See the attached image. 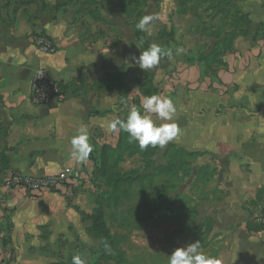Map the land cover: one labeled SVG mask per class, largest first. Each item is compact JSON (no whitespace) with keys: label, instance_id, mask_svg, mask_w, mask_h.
<instances>
[{"label":"rangeland","instance_id":"374dc122","mask_svg":"<svg viewBox=\"0 0 264 264\" xmlns=\"http://www.w3.org/2000/svg\"><path fill=\"white\" fill-rule=\"evenodd\" d=\"M65 1L60 11L73 10L69 31L79 29L87 42L101 38L111 48L125 39L126 26L131 27L134 19L159 17L152 35L142 32L143 39L148 46L168 44L174 67L140 80L121 72L133 91L130 100L119 102L115 110L126 119L133 107L143 111L145 97L171 98L182 134L164 148L149 146L143 151L123 131L121 140L117 134L113 139L107 135L95 144L93 156L76 172L74 183L66 185L86 196L80 224L70 228L68 244L59 238L56 249L39 250L47 256L43 264H72L75 255L86 264H168V255L176 248L196 240L212 257L232 249L233 230L247 220L256 221L264 208V75L260 71L264 63L250 62L242 42L234 43L232 50H222L219 44L228 24L246 14L245 0H139L133 2L140 12L136 18L123 14L125 0ZM177 48L184 52L176 54ZM179 65L197 69L201 77L189 81L178 72ZM142 83L152 89V95L137 99ZM170 144L192 154L187 158L189 174L174 158L172 164L178 168L174 175L153 178L170 163L165 154ZM119 178L130 181L116 187ZM4 180L0 178V186ZM162 190L163 199L175 204L156 210L160 200L154 203V198ZM185 200L194 208L193 216L180 208ZM4 202L0 194L4 209L0 211V264H21L14 258V225ZM201 222L205 225L195 232ZM3 238L10 243L4 246Z\"/></svg>","mask_w":264,"mask_h":264},{"label":"crops","instance_id":"0c3cea01","mask_svg":"<svg viewBox=\"0 0 264 264\" xmlns=\"http://www.w3.org/2000/svg\"><path fill=\"white\" fill-rule=\"evenodd\" d=\"M64 2L0 0L2 179L12 174L36 178L55 174L65 167L73 168L75 176L87 162L76 163L69 156L70 141L80 125L88 127L92 145L101 143L107 135L113 139L117 134H109L100 126L101 121L116 118L115 109L120 102L117 90L108 87L107 72L124 65L130 79L140 80L144 73L159 74L174 67V56L172 60L163 57L157 67L146 72L136 65L133 56L139 57L141 50L135 43L132 27L126 26V37L119 46L108 47L101 38L87 42L79 29L69 31L73 10L60 11ZM245 3L250 24L247 34L237 37L234 43L242 42L250 62L263 64L264 40L253 38L264 24V0ZM39 33L53 42L55 53L45 54L36 49L32 40ZM38 68L45 69L62 84L66 93L64 102L38 106L31 101V77ZM178 68L184 78L198 80L197 69L184 65ZM260 71L264 75V68ZM128 85L132 87L131 82ZM0 194L14 225V258L21 264H43L47 256L39 254V250L54 248L59 238L68 244L70 228L80 224L82 211L86 209L85 194L66 185L37 197L1 185ZM252 221L247 220L233 230L229 239L232 249L215 257L221 264L224 260L227 264H264V225ZM43 228L50 231L45 233Z\"/></svg>","mask_w":264,"mask_h":264},{"label":"clouds","instance_id":"9594fccd","mask_svg":"<svg viewBox=\"0 0 264 264\" xmlns=\"http://www.w3.org/2000/svg\"><path fill=\"white\" fill-rule=\"evenodd\" d=\"M157 19L159 17L156 15H145L139 19L136 28L151 36L153 23ZM183 52V48L176 49V54ZM163 57L172 60L173 51L171 49L164 50L159 45L152 44L146 50L141 51L139 57L133 56V60L146 72L157 67ZM142 109L143 111L133 107L128 112L126 119L118 117L105 119L101 121L100 126L109 134H116L119 131L126 132L129 142H137L142 151L147 150L149 146L164 148L168 143L181 136L182 129L175 120L177 107L171 98H162L158 95L145 97ZM70 143V158L76 163L86 162L93 151L88 127L81 124ZM72 264H86V261L80 255H75L72 257ZM168 264H221V261L205 253L202 250L201 241L196 240L176 248L168 255Z\"/></svg>","mask_w":264,"mask_h":264},{"label":"trees","instance_id":"16d2710c","mask_svg":"<svg viewBox=\"0 0 264 264\" xmlns=\"http://www.w3.org/2000/svg\"><path fill=\"white\" fill-rule=\"evenodd\" d=\"M139 0H125L124 5H123V14L127 17H133L136 18L137 16H139L140 12L136 11L135 6L133 5V2H136ZM122 3V0H121ZM134 23H130L129 26H131L134 30V38H135V43L139 46L141 51L146 50L149 46L147 45V40H145V38L143 39V34L141 31H139L136 28V24L137 22H135V19L133 20ZM250 24V20L248 18L247 14H241L240 16H238L237 18H235L232 22H230L228 25V29L225 30L224 32H222L221 34V40H219V44L220 47L222 48V50H232L233 49V44L234 41L237 37L239 36H245L247 34V27ZM243 25V28L241 29L240 27ZM143 39L144 42L141 40ZM254 40L255 39H262L264 40V24H261L255 35H254ZM162 49L164 50H169V45L168 44H164L160 46ZM220 48H218L219 50ZM121 72L127 73L128 76V70L126 68V66H121L119 68L114 69V73L111 75L106 74L107 76V80H109V77L111 78L110 81H108V87L110 88H114L117 90V94L120 98V103H127L130 99V93H131V88L128 85V81L126 79H123L121 77ZM200 77H201V73L199 72ZM149 75V73H144V77H147ZM212 81V80H210ZM140 89L139 92L141 94L138 93V95L136 96L137 99H140L141 95H152V89L148 86H146L145 83H142L140 85ZM135 98V97H134ZM133 101V99H132ZM110 112V111H108ZM121 118L123 119V117L120 116L119 113H117L116 118ZM117 139L121 140L122 136L120 134V131L117 133ZM95 151V145H93V151L92 153ZM165 154L168 155V159L169 162L167 164V166L162 167L161 169L158 170L157 173H154L152 176L153 178L156 175H174L175 172L177 171L178 168H175L174 164H172L173 159H177L180 162V166L181 167H185V168H181L182 171H184L185 173L187 172V168L189 167V161L187 160V158H189L192 154L191 153H185L184 150H181L179 148H176L174 145L170 144L167 149L165 150ZM92 154H90V158L93 156H91ZM89 160V159H88ZM188 173V172H187ZM186 173V174H187ZM189 174V173H188ZM187 174V175H188ZM198 178H200V176L202 175H197ZM157 178V176H156ZM116 181V180H115ZM129 179L125 178V179H121L119 178L116 181V187H119V184H128L129 183ZM123 194L126 196L128 194V192L126 190H123ZM30 196L33 197H37L40 194H29ZM165 196V193L163 192V190L161 192L158 193V195L154 198V203H157L158 200H160V202L157 203V208L156 210H160V209H168L170 206L174 205L175 203L173 201L168 202L167 200L163 199ZM169 205V206H167ZM165 207V208H164ZM180 208L184 209L186 208V214L189 213L193 216L192 212L194 211V208L191 207L190 203L188 200H185L182 204V206H180ZM2 222V221H0ZM193 223V221H192ZM194 225V224H193ZM205 224L203 222H201L199 225L196 226L195 228V232H197L198 230H200V226H204ZM0 227L2 229V225L0 224ZM193 231V230H192ZM7 239V240H6ZM3 238L2 239V243L4 246L8 245L10 243V239L9 238Z\"/></svg>","mask_w":264,"mask_h":264},{"label":"built area","instance_id":"2783aa9c","mask_svg":"<svg viewBox=\"0 0 264 264\" xmlns=\"http://www.w3.org/2000/svg\"><path fill=\"white\" fill-rule=\"evenodd\" d=\"M32 41L36 49L42 53L53 54L56 51L53 42L44 34H36ZM30 94L31 101L38 106L52 103L59 104L64 102L66 98L62 84L53 80L43 68H38L33 72L30 82ZM73 176L74 170L70 167H65L55 174L36 178L12 174L4 180V187L29 194H42L72 184ZM256 221L264 225V208Z\"/></svg>","mask_w":264,"mask_h":264}]
</instances>
